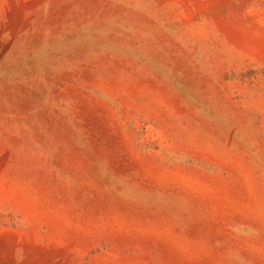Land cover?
I'll use <instances>...</instances> for the list:
<instances>
[{"label":"rangeland","instance_id":"1","mask_svg":"<svg viewBox=\"0 0 264 264\" xmlns=\"http://www.w3.org/2000/svg\"><path fill=\"white\" fill-rule=\"evenodd\" d=\"M0 264H264V0H0Z\"/></svg>","mask_w":264,"mask_h":264}]
</instances>
